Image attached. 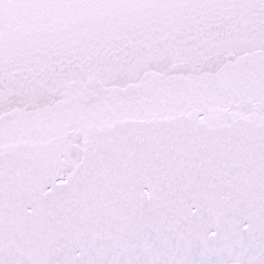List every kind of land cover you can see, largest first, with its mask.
Returning <instances> with one entry per match:
<instances>
[{"label":"snow or ice","instance_id":"1","mask_svg":"<svg viewBox=\"0 0 264 264\" xmlns=\"http://www.w3.org/2000/svg\"><path fill=\"white\" fill-rule=\"evenodd\" d=\"M0 264H264V0H0Z\"/></svg>","mask_w":264,"mask_h":264}]
</instances>
